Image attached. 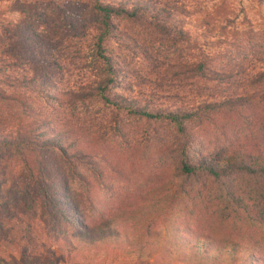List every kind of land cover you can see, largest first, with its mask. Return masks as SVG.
<instances>
[{"label":"trees","instance_id":"trees-1","mask_svg":"<svg viewBox=\"0 0 264 264\" xmlns=\"http://www.w3.org/2000/svg\"><path fill=\"white\" fill-rule=\"evenodd\" d=\"M48 5L46 17L0 18V190H8L0 208L26 244L45 234L64 264H102L118 252L151 264H264V28L236 32L219 56L171 60L147 45L194 48L168 24L187 13L181 5ZM29 17L67 27L68 54ZM115 19L138 29L120 34ZM84 28L99 75L90 81L69 79L67 68L79 63L72 31ZM113 38L152 77L119 65L106 46ZM118 75L148 86L139 93L146 102L117 92ZM163 98L179 105H152Z\"/></svg>","mask_w":264,"mask_h":264},{"label":"rangeland","instance_id":"rangeland-1","mask_svg":"<svg viewBox=\"0 0 264 264\" xmlns=\"http://www.w3.org/2000/svg\"><path fill=\"white\" fill-rule=\"evenodd\" d=\"M50 0H0V18L4 20H14L21 16H27L28 10L41 12L45 17L49 13ZM158 5L175 4L174 6H182L187 10V13L180 15L179 13H172L168 20V24L172 27H181L185 31L194 48L175 47L177 50L170 53L171 48L166 49L162 45L148 43L147 51L152 56L173 60H193L200 57H215L219 56L227 48V43L235 36L236 32L245 31L248 29H262L264 28V0H152ZM150 0V2H152ZM156 4H153V6ZM167 6V5H166ZM155 8V7H154ZM67 17V15H65ZM89 17V16H88ZM29 20V21H28ZM26 21L35 26L38 32L45 37L55 40L54 44L63 46L64 53L67 55L70 49L65 44H70L71 40H65V34L69 32L67 27L57 26L52 24H40L37 19L29 17ZM88 21V19L86 20ZM118 32L120 34H132L137 31V26L129 20H114ZM88 28H84L83 32L72 31L81 36L78 42L79 63L78 67L67 66L70 73L69 79H73L72 74L80 73L84 75L85 80H92L97 78L98 68L92 63V48L91 39L88 35ZM93 31H90L92 33ZM119 35V34H118ZM54 38V39H53ZM106 46L109 49V54L115 61L131 71L152 77L148 72L149 68L142 60L138 53L131 54L126 51L115 38L110 39ZM188 50V51H187ZM190 50V51H189ZM56 51V50H54ZM189 52L190 54H187ZM77 60V59H76ZM61 61V60H60ZM69 59L61 62L67 64ZM78 61V60H77ZM123 62V63H122ZM122 63V64H121ZM37 68L32 67L26 72L33 73ZM55 80L53 70H47ZM127 73V72H126ZM68 73L64 74L66 78ZM59 76V75H58ZM112 84L117 92H121L125 96L132 98L136 97L140 104L145 103V97L140 92L144 93L149 90L148 86L140 85L132 79L131 76L118 75ZM49 82V81H47ZM46 82V83H47ZM136 84H139L138 86ZM57 87V84H55ZM136 91V92H135ZM138 92V93H137ZM53 106L55 103H52ZM184 104V103H182ZM152 105L163 109H171L178 106L177 101L171 102L165 98L153 101ZM118 186H112L107 194H113ZM0 193L6 195L7 189L0 190ZM39 239V234L36 235L38 241L35 248H31L26 244L21 229L18 224L8 217L0 208V264H64L59 256V251L53 246L49 239L44 237ZM102 264H151L142 254L138 253H124L118 252L111 260Z\"/></svg>","mask_w":264,"mask_h":264}]
</instances>
